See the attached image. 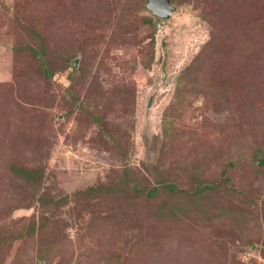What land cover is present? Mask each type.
Segmentation results:
<instances>
[{"label": "rangeland", "instance_id": "obj_1", "mask_svg": "<svg viewBox=\"0 0 264 264\" xmlns=\"http://www.w3.org/2000/svg\"><path fill=\"white\" fill-rule=\"evenodd\" d=\"M170 2L0 0V264H264V0Z\"/></svg>", "mask_w": 264, "mask_h": 264}, {"label": "trees", "instance_id": "obj_2", "mask_svg": "<svg viewBox=\"0 0 264 264\" xmlns=\"http://www.w3.org/2000/svg\"><path fill=\"white\" fill-rule=\"evenodd\" d=\"M160 21V20H159ZM33 53V51H32ZM258 164L260 166H264V154H262V158L258 161ZM10 172H12L14 175L20 177L21 179L27 181V182H30V184L32 185H35V184H39L40 182V178H41V174H42V170H34V169H27V168H24V167H21V166H12L10 168ZM169 189H172V187H168ZM102 188L101 187H97V188H91V189H88V192H93L95 191L96 193L101 190ZM116 189V188H115ZM113 188V186H108L105 188L106 192L109 191V192H114L115 190ZM148 192V191H147ZM157 192V189H151L148 193H146V191H141V194L142 195H146V198H151L152 196H154ZM140 194V193H139ZM41 200V198H40ZM63 202H65V198H63L62 200H60L58 202L59 205H61Z\"/></svg>", "mask_w": 264, "mask_h": 264}, {"label": "water", "instance_id": "obj_3", "mask_svg": "<svg viewBox=\"0 0 264 264\" xmlns=\"http://www.w3.org/2000/svg\"><path fill=\"white\" fill-rule=\"evenodd\" d=\"M146 9L158 20L169 19L175 11L170 0H147Z\"/></svg>", "mask_w": 264, "mask_h": 264}]
</instances>
